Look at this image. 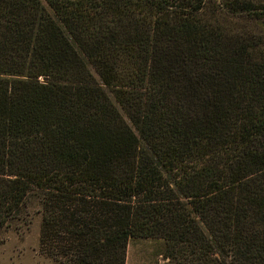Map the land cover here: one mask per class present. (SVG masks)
Returning a JSON list of instances; mask_svg holds the SVG:
<instances>
[{"label":"trees","instance_id":"1","mask_svg":"<svg viewBox=\"0 0 264 264\" xmlns=\"http://www.w3.org/2000/svg\"><path fill=\"white\" fill-rule=\"evenodd\" d=\"M34 205L61 264H264V0H0V231Z\"/></svg>","mask_w":264,"mask_h":264},{"label":"rangeland","instance_id":"2","mask_svg":"<svg viewBox=\"0 0 264 264\" xmlns=\"http://www.w3.org/2000/svg\"><path fill=\"white\" fill-rule=\"evenodd\" d=\"M42 217L36 205L25 220L0 231V264H61L47 255L40 244ZM163 245L154 240L130 241L126 264H159Z\"/></svg>","mask_w":264,"mask_h":264},{"label":"water","instance_id":"3","mask_svg":"<svg viewBox=\"0 0 264 264\" xmlns=\"http://www.w3.org/2000/svg\"><path fill=\"white\" fill-rule=\"evenodd\" d=\"M43 81L46 82L47 81V78H44Z\"/></svg>","mask_w":264,"mask_h":264}]
</instances>
